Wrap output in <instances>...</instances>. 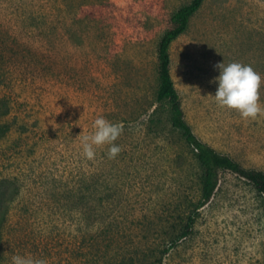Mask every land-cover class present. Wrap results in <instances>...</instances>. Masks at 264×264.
I'll return each instance as SVG.
<instances>
[{"label": "rangeland", "instance_id": "obj_1", "mask_svg": "<svg viewBox=\"0 0 264 264\" xmlns=\"http://www.w3.org/2000/svg\"><path fill=\"white\" fill-rule=\"evenodd\" d=\"M193 1L0 0V101L10 106L0 124L10 128L0 140V264L15 255L45 264H264L263 198L221 172L201 207L204 171L158 101L160 44ZM170 53L195 134L264 172V116L245 120L211 96L220 63L264 77V0H206ZM98 117L123 127L115 159L107 145L94 160L82 155Z\"/></svg>", "mask_w": 264, "mask_h": 264}, {"label": "trees", "instance_id": "obj_2", "mask_svg": "<svg viewBox=\"0 0 264 264\" xmlns=\"http://www.w3.org/2000/svg\"><path fill=\"white\" fill-rule=\"evenodd\" d=\"M206 0H194L192 4L182 10H180L174 17L175 27L168 31L164 36L160 44V88L158 92V101L161 103H167L170 107L172 115V126L178 130L186 143L196 153L197 159L204 171L203 176V202L201 207L206 205L213 198L215 191L218 188L220 182V173H233L247 180L254 186L259 196L264 200V172L251 171L244 169L237 161L229 156L222 155L214 150L207 143L203 142L195 134L192 127L186 120L185 113L182 107L179 93L175 87V83L171 72V47L173 43L179 39L180 36L185 34L189 28L190 20L199 12L203 7ZM9 104L5 101H0V124L1 120L10 115ZM10 128H2L0 125V140L8 135ZM8 192L2 193L1 198H7ZM12 198V195L9 196ZM0 217V237L2 230L4 229L3 215ZM194 226V220H191V224L188 226V232L183 234V238H187L190 229ZM1 240V238H0Z\"/></svg>", "mask_w": 264, "mask_h": 264}, {"label": "clouds", "instance_id": "obj_3", "mask_svg": "<svg viewBox=\"0 0 264 264\" xmlns=\"http://www.w3.org/2000/svg\"><path fill=\"white\" fill-rule=\"evenodd\" d=\"M216 67L220 71L214 81L218 83V88L215 95H211L215 104L222 109L236 110L245 120L254 121L264 116V103L260 98V88L264 83V77H261L250 65L239 62L227 65L223 62ZM51 121H49L50 124H52ZM92 128L93 132L83 137L84 158L94 160L97 149L107 145L109 146L108 158L115 159L122 151L115 141L122 135L123 127L98 117L94 120ZM12 264H45V261L15 255L12 257Z\"/></svg>", "mask_w": 264, "mask_h": 264}]
</instances>
